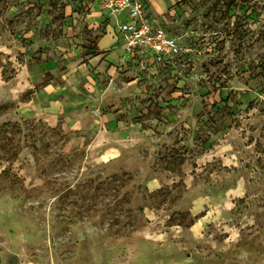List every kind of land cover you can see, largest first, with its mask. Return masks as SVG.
Returning a JSON list of instances; mask_svg holds the SVG:
<instances>
[{
  "label": "rangeland",
  "instance_id": "374dc122",
  "mask_svg": "<svg viewBox=\"0 0 264 264\" xmlns=\"http://www.w3.org/2000/svg\"><path fill=\"white\" fill-rule=\"evenodd\" d=\"M146 5L0 0V264H264V0Z\"/></svg>",
  "mask_w": 264,
  "mask_h": 264
},
{
  "label": "built area",
  "instance_id": "2783aa9c",
  "mask_svg": "<svg viewBox=\"0 0 264 264\" xmlns=\"http://www.w3.org/2000/svg\"><path fill=\"white\" fill-rule=\"evenodd\" d=\"M103 7L116 16V38L128 56L141 55L149 64L177 65L187 69V53L177 37L148 13L146 0H102Z\"/></svg>",
  "mask_w": 264,
  "mask_h": 264
}]
</instances>
